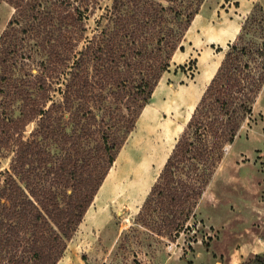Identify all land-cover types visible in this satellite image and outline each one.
Masks as SVG:
<instances>
[{
    "label": "trees",
    "instance_id": "1",
    "mask_svg": "<svg viewBox=\"0 0 264 264\" xmlns=\"http://www.w3.org/2000/svg\"><path fill=\"white\" fill-rule=\"evenodd\" d=\"M100 1L0 0L14 9L0 35V109L19 111L0 110V157L13 154L0 172V264L60 262L205 0H113L107 25L87 39ZM34 53L37 73L22 74ZM263 87L258 3L153 184L142 226L178 238Z\"/></svg>",
    "mask_w": 264,
    "mask_h": 264
},
{
    "label": "rangeland",
    "instance_id": "2",
    "mask_svg": "<svg viewBox=\"0 0 264 264\" xmlns=\"http://www.w3.org/2000/svg\"><path fill=\"white\" fill-rule=\"evenodd\" d=\"M112 1L101 0L89 14L87 39L107 25ZM238 4V0L204 1L182 40L183 49H176L170 69L163 74L58 264H236L237 259L226 258V248H239L244 235L254 238L251 242L256 245H264V87L234 143L225 148L203 199L178 238L157 236L138 221L153 184L228 49L227 44L214 42L220 41L219 34L227 27L235 32L241 26ZM13 13L9 4L0 5V35ZM32 56L31 61L20 62L22 74L26 70L37 73L39 56ZM16 108L7 104L0 110L17 118ZM35 127V122L28 125L26 138ZM12 156L8 152L0 157V172L10 169ZM254 255L246 253L245 260Z\"/></svg>",
    "mask_w": 264,
    "mask_h": 264
},
{
    "label": "crops",
    "instance_id": "3",
    "mask_svg": "<svg viewBox=\"0 0 264 264\" xmlns=\"http://www.w3.org/2000/svg\"><path fill=\"white\" fill-rule=\"evenodd\" d=\"M239 1V4H238V10L236 11V13L238 15H240V17H242L243 21L242 23H240V25L242 26L244 20L246 19V17L251 13L253 7L255 4H261L263 5V0H238ZM264 6V5H263ZM202 9V8H201ZM201 11V10H200ZM200 13V12H199ZM199 15V14H198ZM197 15V16H198ZM196 16V17H197ZM195 20V19H194ZM194 22V21H193ZM192 22V23H193ZM241 26L239 27H236V31L235 32H232V30H230L232 28V26L230 27H227V29H225L223 32H220L219 34V39L220 41L218 40V42H214V43H217L219 45H223V44H227V46L229 44H231L237 37V35L239 34L240 30H241ZM191 27V26H190ZM190 29V28H189ZM188 32V31H187ZM187 34V33H186ZM217 41V40H215ZM226 53V51H225ZM225 54L223 55V57L221 58V61L219 62V64L217 65V67L215 68V70L213 71V74L211 75V78L209 80V83L210 81L212 80V78L215 76L223 58H224ZM209 83L207 84V86L209 85ZM206 86V88H207ZM205 88V89H206ZM205 91V90H204ZM204 93V92H203ZM203 95V94H202ZM202 97V96H201ZM201 99V98H200ZM200 101V100H199ZM146 109V107L144 108V110ZM143 110V111H144ZM142 111V113H143ZM193 113V112H192ZM192 116V115H191ZM190 116V118H191ZM189 118V120H190ZM188 120V121H189ZM187 121V123H188ZM187 125V124H186ZM186 127V126H185ZM207 191V190H206ZM206 193V192H205ZM204 193V195H205ZM203 195V196H204ZM203 199V197H202ZM199 206V204H198ZM197 210V208H196ZM262 239V237L260 238ZM259 239V240H260ZM252 240H254V238L252 237H249L247 235H244L243 238H241L240 240V246L239 248L236 247V248H226V252L228 253V256L226 257L229 261L230 260H233V259H237V263H242V261H244L246 259V256L245 254L248 253V254H259V252L261 253H264V245H256L255 243L251 242ZM253 248H259V250H257L256 252H254L255 250H253ZM259 255H262V254H259ZM236 263V264H237Z\"/></svg>",
    "mask_w": 264,
    "mask_h": 264
}]
</instances>
